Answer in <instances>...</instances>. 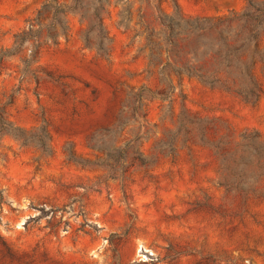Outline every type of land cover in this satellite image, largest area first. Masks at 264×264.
<instances>
[{
	"label": "rangeland",
	"instance_id": "374dc122",
	"mask_svg": "<svg viewBox=\"0 0 264 264\" xmlns=\"http://www.w3.org/2000/svg\"><path fill=\"white\" fill-rule=\"evenodd\" d=\"M156 4L0 0V264H264V93L168 92Z\"/></svg>",
	"mask_w": 264,
	"mask_h": 264
},
{
	"label": "trees",
	"instance_id": "16d2710c",
	"mask_svg": "<svg viewBox=\"0 0 264 264\" xmlns=\"http://www.w3.org/2000/svg\"><path fill=\"white\" fill-rule=\"evenodd\" d=\"M154 1L160 28L145 22L142 29L149 48L165 56L158 72L168 92H173L174 75L178 85L186 77L251 105L259 101L264 93V0H245L239 10L212 15L186 14L177 0H170L173 10L165 12L161 0ZM0 120L10 124L4 110ZM44 134L49 144L45 128Z\"/></svg>",
	"mask_w": 264,
	"mask_h": 264
}]
</instances>
